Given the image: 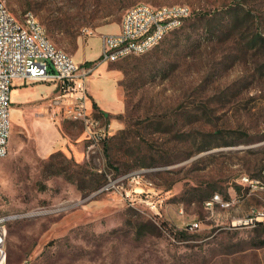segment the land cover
Returning <instances> with one entry per match:
<instances>
[{"label":"rangeland","instance_id":"obj_1","mask_svg":"<svg viewBox=\"0 0 264 264\" xmlns=\"http://www.w3.org/2000/svg\"><path fill=\"white\" fill-rule=\"evenodd\" d=\"M6 3L21 21L34 13L72 55L86 28L123 20L138 3L187 4L192 14L146 53L111 62L125 111L106 140L85 141L83 159L40 157L33 120L11 119L2 264H264V223L240 224L264 210V0ZM110 179L116 187L100 191ZM217 194L230 205L208 207ZM159 198L157 211L148 200Z\"/></svg>","mask_w":264,"mask_h":264},{"label":"built area","instance_id":"obj_2","mask_svg":"<svg viewBox=\"0 0 264 264\" xmlns=\"http://www.w3.org/2000/svg\"><path fill=\"white\" fill-rule=\"evenodd\" d=\"M191 14V7L187 4L154 6L138 3L128 8L123 16L121 30L102 36L99 62L111 63L146 53L170 32L180 28ZM86 29L87 33H93L91 29ZM82 65L50 39L45 26L34 13H26L21 21L10 10L6 0H0V156L7 154L11 132V90L16 78L58 82L60 92L50 100V118L53 121H81L88 149L111 135V126L96 114L88 94L87 78L93 66ZM113 187H116L115 180L110 179L100 191ZM130 193L126 192V195ZM163 202V198L148 200L157 211L158 204ZM205 202L208 205H230L218 194ZM7 218H0V264L6 258ZM260 223H264V210L254 211L252 216L240 221L244 225ZM188 227L197 229L200 222H193Z\"/></svg>","mask_w":264,"mask_h":264},{"label":"crops","instance_id":"obj_3","mask_svg":"<svg viewBox=\"0 0 264 264\" xmlns=\"http://www.w3.org/2000/svg\"><path fill=\"white\" fill-rule=\"evenodd\" d=\"M122 20L105 23L93 29L88 36V43L79 39V47L73 54L83 67L93 66L92 73L87 78V88L91 104L98 116L111 127L117 125V115L124 113L125 101L121 94L120 81L122 70L111 63L99 62L102 49V36L121 30ZM60 92V86L55 80L33 81L16 78L11 90V119L26 117L33 120L37 155L47 158L58 151L69 153L77 160L85 156L84 128L74 130L65 126L64 119L53 121L50 118V100ZM97 107H95V104ZM73 122H80L71 120Z\"/></svg>","mask_w":264,"mask_h":264},{"label":"bare ground","instance_id":"obj_4","mask_svg":"<svg viewBox=\"0 0 264 264\" xmlns=\"http://www.w3.org/2000/svg\"><path fill=\"white\" fill-rule=\"evenodd\" d=\"M215 197H216V196H215ZM215 197H213V198H215ZM206 205H207L208 207H212V206H213V205H208L207 202H206ZM253 214H254V213H253ZM253 214H252V215H253ZM252 215H251V216H252Z\"/></svg>","mask_w":264,"mask_h":264},{"label":"trees","instance_id":"obj_5","mask_svg":"<svg viewBox=\"0 0 264 264\" xmlns=\"http://www.w3.org/2000/svg\"><path fill=\"white\" fill-rule=\"evenodd\" d=\"M95 105V107H97V105H96V103L94 104ZM61 153V152H60ZM58 154V153H57ZM62 154V153H61ZM55 155V153L53 154V156ZM106 183V182H105Z\"/></svg>","mask_w":264,"mask_h":264}]
</instances>
